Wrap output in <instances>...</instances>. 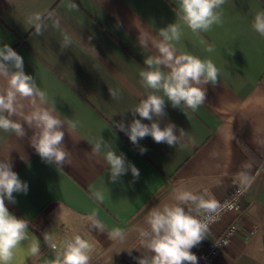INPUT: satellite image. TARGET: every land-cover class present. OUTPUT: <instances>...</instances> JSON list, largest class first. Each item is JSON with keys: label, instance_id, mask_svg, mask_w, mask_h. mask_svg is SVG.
<instances>
[{"label": "crops", "instance_id": "1", "mask_svg": "<svg viewBox=\"0 0 264 264\" xmlns=\"http://www.w3.org/2000/svg\"><path fill=\"white\" fill-rule=\"evenodd\" d=\"M261 10L264 0H226L222 23L195 34L180 21L178 0H0V46L7 44L23 57L25 73L47 92V106L59 118L78 121L77 130L65 134L71 163L61 168L45 163L31 147L26 125L23 139L0 131V158L9 156L12 170L28 184L26 194H13L15 204L5 200L6 207L29 222L41 251L29 257L18 250L12 264H48L54 253L44 237L60 242L76 232L93 246L92 264H137L134 257L151 253L139 245L135 229L146 227L154 207L172 203L174 190L181 189L220 201L238 186L237 173L245 164L251 165L252 183L241 200L238 230L213 264H264V163L258 168L244 148L264 156V37L251 27ZM36 15L42 34L29 23ZM172 23L182 27L177 52L211 59L220 69L218 82L205 85V102L195 112L166 101L160 126L172 122L177 135L184 131L176 147L150 136L134 145L113 121L130 123L133 116L126 111L143 96L139 72L155 49L143 52L138 38L159 39V29ZM65 37L71 43L61 52ZM111 90L121 98L113 99ZM101 137L137 167V179L129 171L109 182L102 155H90L88 140ZM140 146L147 152L141 154ZM95 190L103 193L102 203L92 197ZM93 210L104 231L90 228L86 218ZM234 218V212L226 213L214 233ZM114 227L127 231L123 242L108 238ZM191 251L200 257L199 246Z\"/></svg>", "mask_w": 264, "mask_h": 264}, {"label": "clouds", "instance_id": "2", "mask_svg": "<svg viewBox=\"0 0 264 264\" xmlns=\"http://www.w3.org/2000/svg\"><path fill=\"white\" fill-rule=\"evenodd\" d=\"M225 3L226 0H178L180 21L192 33L207 32L213 25L222 23L221 9ZM40 20L39 15L29 20L37 34H42L44 30ZM251 27L264 37V10L254 13ZM182 34L181 23H172L159 29V39H153L148 34L138 38L143 52L155 49L154 54L145 56V66L139 72L143 96L126 111L133 116L130 123L126 125L123 120L113 121L114 126L125 133L134 145H139L141 139L150 136L158 144L176 147L184 131L180 129L177 135V126L172 122L160 126L161 118L167 115L166 101L173 108L183 105L195 112L205 102V85L215 86L218 82L220 69L211 59L177 52L175 44ZM70 43L65 37L61 52ZM206 51L213 52L214 46H208ZM0 79L4 81L0 86V131L23 139L27 136L26 125L32 130L29 143L45 163L54 164L57 168L70 164L71 153L64 145V138L67 129L77 130L78 121L62 120L55 114L54 108L47 106V92L37 85L32 75L25 73L23 57L7 44L0 46ZM110 95L113 99L121 98L118 90H111ZM142 120L151 123H142ZM88 143L92 145V157L102 155L110 183H117L129 171L134 179L139 177L137 167L127 161L124 153L118 154L112 143L103 137L89 139ZM139 151L143 154L147 148L140 146ZM250 167V164H245L244 170L237 173L238 190L230 201L221 203L206 192L181 189L174 190L172 203L154 207L147 215L146 227L135 229L139 245L151 253L134 257L137 264H198V257L191 250L206 238L210 223L222 212L231 210L234 201L250 187ZM27 192L28 184L12 170L9 156L0 158V264H12L21 249L29 257L41 253L39 241L29 231V222L10 213L5 204V200L16 203L14 193ZM91 195L96 201L103 202L101 191L95 190ZM86 219L90 228L104 231L95 210ZM126 236L127 231L120 227L108 232V238L113 241L123 242ZM44 241L54 253L48 264H92L93 246L81 235L60 242L46 235Z\"/></svg>", "mask_w": 264, "mask_h": 264}, {"label": "built area", "instance_id": "3", "mask_svg": "<svg viewBox=\"0 0 264 264\" xmlns=\"http://www.w3.org/2000/svg\"><path fill=\"white\" fill-rule=\"evenodd\" d=\"M238 190V186L231 189L221 200V203H224L225 201H230L233 198V195ZM246 191L241 195L238 200L234 201V207L231 210H226L220 214V216L215 219L212 223L209 225V232L206 236V238L198 245L200 247V257L198 258V264H213L216 257L220 254L221 250L227 246L231 240V238L234 236L236 231L238 230V220L241 218L243 214V210L241 209V200L245 196ZM228 212H234L235 218L231 220L228 225L221 231H218L214 233L213 226L216 222H218L226 213ZM253 233V230L249 231L248 233L244 234V238L248 239L251 234ZM81 235L80 233H72L69 235H65L61 241H63L65 238H71L75 235ZM83 237V236H82ZM59 242V241H55Z\"/></svg>", "mask_w": 264, "mask_h": 264}, {"label": "trees", "instance_id": "4", "mask_svg": "<svg viewBox=\"0 0 264 264\" xmlns=\"http://www.w3.org/2000/svg\"><path fill=\"white\" fill-rule=\"evenodd\" d=\"M245 150L248 152V154H250V156H252V158L256 161L257 167H261L262 164L264 163V156L261 158H258L256 155L253 154V152L250 151L249 148L244 147Z\"/></svg>", "mask_w": 264, "mask_h": 264}]
</instances>
